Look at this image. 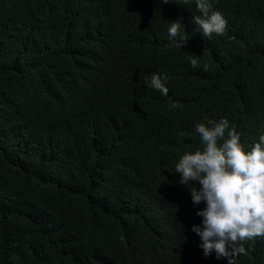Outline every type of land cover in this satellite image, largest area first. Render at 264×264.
<instances>
[{
	"label": "trees",
	"instance_id": "1",
	"mask_svg": "<svg viewBox=\"0 0 264 264\" xmlns=\"http://www.w3.org/2000/svg\"><path fill=\"white\" fill-rule=\"evenodd\" d=\"M210 2L228 23L208 39L195 0H0V264H228L174 171L199 123L247 151L264 134V0ZM245 248L264 264V238Z\"/></svg>",
	"mask_w": 264,
	"mask_h": 264
},
{
	"label": "clouds",
	"instance_id": "2",
	"mask_svg": "<svg viewBox=\"0 0 264 264\" xmlns=\"http://www.w3.org/2000/svg\"><path fill=\"white\" fill-rule=\"evenodd\" d=\"M161 2L167 4L169 0ZM195 3L200 14L193 15L192 20L203 36L210 39L213 34L223 35L228 23L224 15L214 9L210 0ZM168 35L177 48L188 43L187 34H181L177 21L171 23ZM189 59L193 68L198 66L195 56ZM208 67L205 64L203 70ZM149 86L165 97L169 95V88L158 72L151 75ZM180 107L179 102L169 101L170 109ZM196 131L203 149L185 152L174 171L181 174L179 183L190 189L193 204H206L196 212L203 219L201 224L192 226V231L201 238L205 256L215 251L217 259L223 257L228 264H237V258L246 254V241L264 238V134L247 151L237 129L230 127L226 118L208 121L207 125L199 123Z\"/></svg>",
	"mask_w": 264,
	"mask_h": 264
},
{
	"label": "bare ground",
	"instance_id": "3",
	"mask_svg": "<svg viewBox=\"0 0 264 264\" xmlns=\"http://www.w3.org/2000/svg\"><path fill=\"white\" fill-rule=\"evenodd\" d=\"M109 78V77H108ZM118 84V83H117Z\"/></svg>",
	"mask_w": 264,
	"mask_h": 264
}]
</instances>
